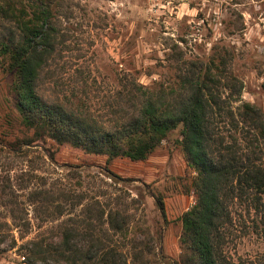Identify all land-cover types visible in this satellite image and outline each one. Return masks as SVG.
Segmentation results:
<instances>
[{"label": "rangeland", "instance_id": "obj_1", "mask_svg": "<svg viewBox=\"0 0 264 264\" xmlns=\"http://www.w3.org/2000/svg\"><path fill=\"white\" fill-rule=\"evenodd\" d=\"M9 1L17 7L28 2L0 4ZM51 2L56 5V53L39 80L49 102L78 100L110 126L136 104L129 96L118 98L122 82L166 83L179 55L197 61L220 53L243 85L242 102L255 105L264 117V0ZM5 25L0 19V33ZM14 83L0 56V264H19L26 242L52 238L66 225L91 224L99 231V209L128 215L126 236L111 237L128 264H138L131 262L132 247L143 252L137 258L146 264H178L179 218L190 208V198L195 200V173L179 145L180 127L144 161L119 157L106 163L105 155L69 144L31 142L32 131L23 127L15 107ZM153 196L162 199L165 222ZM228 251L233 258L264 263L262 232L236 238Z\"/></svg>", "mask_w": 264, "mask_h": 264}, {"label": "trees", "instance_id": "obj_2", "mask_svg": "<svg viewBox=\"0 0 264 264\" xmlns=\"http://www.w3.org/2000/svg\"><path fill=\"white\" fill-rule=\"evenodd\" d=\"M27 1L20 7L11 1L0 4V19L6 23L0 56L15 77V107L23 127L32 131L30 141L69 144L87 154L105 155L106 163L119 157L137 162L180 127L179 145L186 166L195 173V203L179 218L178 264H255L233 258L228 245L259 232L264 239V117L240 99L243 85L227 68L226 57L217 53L196 61L179 55L166 83L122 82L118 98L129 96L136 104L131 113L106 126L78 100L49 102L40 93L42 72L56 53V5L52 0ZM153 198L165 222L162 199ZM236 207L245 214H237ZM128 218L118 209H99V231L91 224L66 225L52 238L26 242L19 264H128L111 239L126 236ZM102 225L106 229L99 236ZM132 249L131 262L146 264L137 258L143 252Z\"/></svg>", "mask_w": 264, "mask_h": 264}, {"label": "built area", "instance_id": "obj_3", "mask_svg": "<svg viewBox=\"0 0 264 264\" xmlns=\"http://www.w3.org/2000/svg\"><path fill=\"white\" fill-rule=\"evenodd\" d=\"M194 203H195V200L191 197V198H190V204H189L190 207H192V206L194 205Z\"/></svg>", "mask_w": 264, "mask_h": 264}, {"label": "crops", "instance_id": "obj_4", "mask_svg": "<svg viewBox=\"0 0 264 264\" xmlns=\"http://www.w3.org/2000/svg\"><path fill=\"white\" fill-rule=\"evenodd\" d=\"M146 177H149L148 175H146Z\"/></svg>", "mask_w": 264, "mask_h": 264}]
</instances>
